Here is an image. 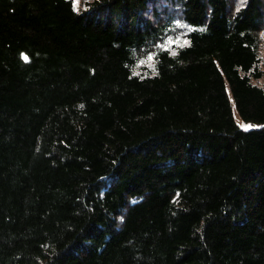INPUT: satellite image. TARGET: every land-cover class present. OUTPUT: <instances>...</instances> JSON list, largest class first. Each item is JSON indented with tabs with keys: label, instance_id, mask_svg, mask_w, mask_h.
I'll list each match as a JSON object with an SVG mask.
<instances>
[{
	"label": "trees",
	"instance_id": "trees-1",
	"mask_svg": "<svg viewBox=\"0 0 264 264\" xmlns=\"http://www.w3.org/2000/svg\"><path fill=\"white\" fill-rule=\"evenodd\" d=\"M263 30L264 0H0V264H264Z\"/></svg>",
	"mask_w": 264,
	"mask_h": 264
},
{
	"label": "rangeland",
	"instance_id": "rangeland-1",
	"mask_svg": "<svg viewBox=\"0 0 264 264\" xmlns=\"http://www.w3.org/2000/svg\"><path fill=\"white\" fill-rule=\"evenodd\" d=\"M86 2H87V0H79V3L77 4L75 2V0H74V3L76 5L77 9H81V8L85 7L86 6ZM260 36H261L260 67L264 71V30L261 32ZM179 43H185V40H183V38H181V37H170V38L167 39L166 45H168V46H176ZM254 81L257 82L259 85L264 87V75L261 78H259V79H255ZM228 91L230 93V96H232L229 87H228ZM234 114H235V117H236V119H237V121H238V123L240 125H242L245 128H246V126L250 125L248 123H245L241 119V117L239 116V113L237 112L235 107H234Z\"/></svg>",
	"mask_w": 264,
	"mask_h": 264
},
{
	"label": "snow or ice",
	"instance_id": "snow-or-ice-1",
	"mask_svg": "<svg viewBox=\"0 0 264 264\" xmlns=\"http://www.w3.org/2000/svg\"><path fill=\"white\" fill-rule=\"evenodd\" d=\"M75 2L78 4L79 3V0H75ZM28 58L25 57V60H27ZM246 127H251L250 125L246 126Z\"/></svg>",
	"mask_w": 264,
	"mask_h": 264
},
{
	"label": "bare ground",
	"instance_id": "bare-ground-1",
	"mask_svg": "<svg viewBox=\"0 0 264 264\" xmlns=\"http://www.w3.org/2000/svg\"><path fill=\"white\" fill-rule=\"evenodd\" d=\"M232 97V96H231ZM237 110V109H236Z\"/></svg>",
	"mask_w": 264,
	"mask_h": 264
}]
</instances>
